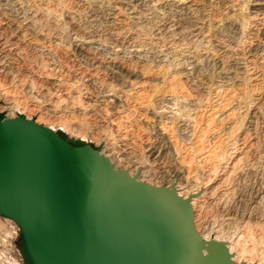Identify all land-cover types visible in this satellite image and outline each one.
I'll use <instances>...</instances> for the list:
<instances>
[{
	"label": "rangeland",
	"instance_id": "rangeland-1",
	"mask_svg": "<svg viewBox=\"0 0 264 264\" xmlns=\"http://www.w3.org/2000/svg\"><path fill=\"white\" fill-rule=\"evenodd\" d=\"M123 1L0 0L7 55L0 60V107L19 104L3 115L26 117L74 140L131 183L184 197L195 188L186 199L205 245L228 254L232 247L239 264H264V5L257 4L264 0H187L193 10L181 14L168 0ZM170 18L182 21L181 34L166 33ZM190 21L197 22L196 35ZM113 63L128 81L124 85L110 78ZM131 70L141 76L131 77ZM46 81L57 88L44 96L49 104L26 93L33 84V95L42 98ZM177 102L188 114L179 115ZM101 120L105 130L98 128ZM75 122L83 124L84 140L61 126ZM151 146L163 156L146 162L153 171L143 174L145 168L127 163ZM173 174L184 184L177 186ZM131 236L136 264H166L174 254L161 230ZM55 241L0 209V264H79Z\"/></svg>",
	"mask_w": 264,
	"mask_h": 264
},
{
	"label": "water",
	"instance_id": "water-1",
	"mask_svg": "<svg viewBox=\"0 0 264 264\" xmlns=\"http://www.w3.org/2000/svg\"><path fill=\"white\" fill-rule=\"evenodd\" d=\"M31 125L32 121H25L23 118L3 120L0 113V203L8 208L11 216L24 223H28V219H39L59 226L61 230L54 233L34 222L30 224L41 227L54 241L56 240L53 245L70 261H78L79 264H124L116 257V253L123 248L124 241H127L125 245L133 255L131 235L161 230L174 250L173 256L166 264H183L188 259L196 263L214 264V257L221 259L222 264H234L221 246L202 244L196 234L192 233L188 202L177 198L173 191L129 182L114 172L105 159L88 148L70 157L62 143L56 142L46 132L35 131ZM95 160L120 178L121 183L108 182L80 167L93 164ZM54 162L65 164L75 177L94 184L95 188L102 186L105 189L154 195L162 199L163 206L157 213H150L147 207L136 201L128 207H119L120 217L113 224L104 223L98 217H92L93 205L98 204L97 200L104 203L113 198L118 199L121 204L126 201L124 195L113 197L105 193L97 195L94 190H79V186L64 175L47 173V165ZM76 190L79 191L77 194L74 192ZM175 205L178 206L185 236L175 226ZM153 216L158 218L157 222L146 219ZM80 218L87 220V224L78 223ZM68 229L75 230L71 239L65 236ZM125 230L129 232L128 237L122 235L121 238L120 234ZM174 235L179 238L182 248L180 252L172 243L171 238ZM115 236L118 240H115ZM60 247L65 248L74 257L71 258L59 249ZM203 247L207 249L206 254L200 253Z\"/></svg>",
	"mask_w": 264,
	"mask_h": 264
},
{
	"label": "bare ground",
	"instance_id": "bare-ground-1",
	"mask_svg": "<svg viewBox=\"0 0 264 264\" xmlns=\"http://www.w3.org/2000/svg\"><path fill=\"white\" fill-rule=\"evenodd\" d=\"M49 1V0H48ZM63 1V0H62ZM123 1V0H122ZM130 1V0H129ZM128 1V2H129ZM147 1V0H146ZM168 1H171V5H173L175 8H177V10H176V12L177 13H180L181 11H183V10H193V8H192V6H193V4H191L190 3V1H187V0H168ZM212 1V0H211ZM223 1V0H222ZM221 1V2H222ZM227 1V0H226ZM245 1V0H244ZM124 2V1H123ZM122 2V3H123ZM224 2V1H223ZM94 3V2H93ZM126 3V2H125ZM167 3V2H166ZM165 3V4H166ZM100 4V3H99ZM131 4V3H130ZM233 4V3H232ZM258 5H264V3L262 2H260V3H257ZM90 5V4H89ZM228 5V4H227ZM195 6V5H194ZM246 6H247V4H246ZM226 7V6H225ZM229 7V6H228ZM231 7V6H230ZM195 8H197V7H195ZM262 8H264V7H262ZM166 9V8H165ZM170 9V8H169ZM261 9V8H260ZM168 10V9H167ZM173 10V9H172ZM175 10V9H174ZM197 10H198V8H197ZM39 11V10H38ZM47 11V10H46ZM132 11V10H131ZM171 11V10H170ZM263 11V10H262ZM53 12V11H52ZM133 12V11H132ZM175 12V11H174ZM188 12V11H187ZM186 12V13H187ZM193 12H195V11H192L191 13H193ZM51 13V12H50ZM108 13V12H107ZM181 14V13H180ZM184 14V13H183ZM197 14V13H196ZM246 14V13H245ZM156 15H158V14H156ZM166 15H169V14H166ZM173 15H174V13H173ZM178 15V14H177ZM176 15V16H177ZM185 15V14H184ZM193 15H194V13H193ZM60 16V15H59ZM129 16V15H128ZM189 16H191V15H189ZM200 16V15H199ZM71 17V16H70ZM133 17H135V16H133ZM193 17V16H192ZM27 18V17H26ZM57 18V17H56ZM172 18V17H171ZM170 18V19H171ZM190 18V17H189ZM198 18V17H197ZM180 19V18H179ZM178 19V20H179ZM182 19H183V16H182ZM186 19V18H185ZM188 19V18H187ZM195 19V18H194ZM200 19H202V17L200 18ZM172 20V19H171ZM177 20V19H176ZM181 20V19H180ZM238 20V19H237ZM37 21V20H36ZM186 21V20H185ZM196 21V20H195ZM166 22V21H165ZM187 22V21H186ZM189 22V21H188ZM191 22V21H190ZM201 21H199V23H200ZM181 23H182V21H180V22H178V23H175V22H173V20H172V22L171 21H167V23H166V25H164L165 26V30H166V33L167 32H170V34L171 33H174L175 35L176 34H181L182 33V25H181ZM196 23L197 22H191L190 23V33H194L196 30H198L197 28L198 27H195L196 26ZM204 23V22H203ZM227 23V22H226ZM28 24V23H27ZM189 24V23H188ZM34 25V24H33ZM187 25V24H186ZM185 25V26H186ZM229 25H230V23H229ZM232 25V24H231ZM164 26H163V28H164ZM189 26V25H188ZM187 26V27H188ZM202 26V25H201ZM244 26V24L242 23V25L240 26V27H243ZM246 26V25H245ZM111 27V26H110ZM234 27V26H233ZM239 27V26H238ZM237 27V28H238ZM132 28V27H131ZM185 28V27H184ZM189 28V27H188ZM164 30V31H165ZM188 30V29H187ZM235 30V29H234ZM174 31H176V32H174ZM184 31H185V29H184ZM202 32V31H201ZM222 32V31H221ZM184 33V32H183ZM164 34H165V32H164ZM170 34H168L169 36H170ZM191 34V35H192ZM197 33H194L193 35H196ZM229 34V33H228ZM262 34L264 35V29L262 30ZM167 35V34H166ZM165 35V36H166ZM199 35V34H198ZM211 35V34H210ZM173 36V35H172ZM218 36V35H217ZM177 37V36H176ZM185 37V36H184ZM170 38V37H169ZM185 40V39H184ZM14 43H16V40L14 41ZM66 43V42H65ZM187 43V42H186ZM3 44H6V40L5 41H2V39H0V60H1V62H2V60L4 59V60H6V58H7V55L6 54H4V51H3V48H1V46L3 45ZM11 45V44H10ZM199 45V44H198ZM66 48V47H65ZM210 48V47H209ZM117 50V49H116ZM75 51L77 52V53H79V54H81L82 53V48L80 47V46H76V48H75ZM96 52V51H95ZM9 56V55H8ZM182 56V55H181ZM141 58V57H140ZM213 59V58H212ZM221 59V58H220ZM3 60V61H4ZM172 60V59H171ZM199 62V61H198ZM113 66H112V69L110 70L111 72V77L110 78H114V80L116 79L117 81H120L121 83H122V85H124L123 84V82L125 81V79H123L122 78V76L120 75V74H122V72L120 73L119 71V66H117L116 64H112ZM150 65V64H149ZM205 68V67H204ZM136 69V68H135ZM5 70V69H4ZM4 70H3V72H4ZM147 72V71H146ZM201 72V71H200ZM236 72V71H235ZM177 73V72H176ZM126 74V73H125ZM128 74L132 77V76H134V77H136V78H138L139 76H141V74H137V72L135 71V70H131V71H128ZM160 75V74H159ZM185 75V74H184ZM213 75V74H212ZM130 76H128V77H130ZM127 77V76H126ZM171 80V79H170ZM173 81V80H172ZM126 82V81H125ZM128 82V81H127ZM126 82V83H127ZM163 82V81H162ZM31 83V82H30ZM164 83V82H163ZM118 84V83H117ZM120 84V83H119ZM28 85V84H27ZM33 85V84H32ZM32 85H28V86H26V93H28V94H31V96L33 97V98H37L38 99V101H40V102H46L45 104H49V102H47V101H49L50 99L49 98H47V96H46V99H45V95H47L49 92V90L50 89H57V88H55L56 87V83L54 82V81H49V82H44L43 84H42V86H41V92H43V93H41L42 95H40L42 98H38V95H33V86ZM122 85H121V87H122ZM120 86V85H119ZM181 89V88H180ZM54 91H56V90H54ZM216 94V93H215ZM184 97V96H183ZM41 99V100H40ZM49 99V100H48ZM107 99V98H106ZM111 100V99H110ZM104 102H105V100H104ZM227 102V101H226ZM13 103V102H12ZM163 104V103H162ZM177 105H178V102L176 103ZM10 106H8V107H0V113L2 114V116H3V120H8V119H17L16 117H12V118H8V116H9V114H4L3 115V111L4 110H13V109H15L19 104L18 103H14V104H9ZM181 105V104H180ZM207 105V104H206ZM173 108V107H172ZM186 108H188L187 106H186ZM177 111L179 112V115H181V114H183V115H185V114H188L187 112V110L185 109V107H183V108H181L179 105H178V107H177ZM49 110V109H48ZM189 110V109H188ZM191 111V110H190ZM109 113V112H108ZM197 114V113H196ZM8 115V116H7ZM188 115H186V117H187ZM25 121H30L29 119H27L26 117L25 118H23ZM104 121V120H103ZM224 121V120H223ZM100 122H102V120L100 121ZM235 122V121H234ZM106 123V122H105ZM208 125V124H207ZM32 128L35 130V131H37V132H46L48 135H50L56 142H60V143H62V145L65 147V149H66V151H67V154H69V156L70 157H73V156H75V155H77L78 153L77 152H83V149H84V147L85 146H79V148L77 149L76 147H78V146H75V145H79V144H77V143H75V141L74 140H70V141H64V140H62L60 137H58L57 135H55L50 129H47V131H45L46 130V128L45 127H43V126H41V125H39V124H37L35 121H32ZM61 126L62 127H64V126H68V127H70L71 128V130H73L75 133L77 132V134L79 133L80 135H78V136H76V138L78 137V138H80V139H85V137L83 136V132H82V130L84 131V127H83V124L82 123H73V124H70V125H68L67 123H66V125H64V124H61ZM98 126H100V127H98V128H100V129H102V130H105V125H104V123L102 122V123H99V125ZM228 130V129H227ZM237 130V129H236ZM72 131V132H73ZM194 136V135H193ZM202 139V138H201ZM229 139V138H228ZM208 142V141H207ZM179 146V145H178ZM220 147V146H219ZM148 150V152L149 153H147V154H145V155H143V157H141L140 159H136V160H134V161H132L129 157L127 158V163L129 164H131L132 166H135V165H137V166H135V170H137V169H141V168H145L146 170H143L142 171V173L144 174H146V173H150L151 171H153L151 168H149L148 166V168L146 167V165L148 164H146V162L149 160V158L150 157H152L153 158V162H155L156 160H160V159H162L163 158V156H162V154H161V151H160V149H158V148H156V147H154V146H151L149 149H147ZM212 150V149H211ZM216 151V150H215ZM119 151L117 150L116 151V153H118ZM128 154V153H127ZM216 155V154H215ZM128 156V155H127ZM209 158V157H208ZM125 159H126V157H125ZM76 161H77V163H79V159L78 158H76L75 159ZM109 160V159H108ZM162 161V160H161ZM111 162V161H110ZM149 162V161H148ZM150 163V162H149ZM160 163V162H159ZM220 164V163H219ZM219 164L217 165L216 164V168L218 169L219 167H221V166H219ZM80 167H82L83 169H85L86 171L87 170H89V172L91 173V175H93V176H96V177H99V178H101V179H104V180H106V181H108V182H114V183H121V179L120 178H118V177H116V176H114L113 174H112V172L106 167V166H104L101 162H99V161H97V160H95V162L93 163V164H87V165H82V166H80ZM151 167V166H150ZM212 168V167H211ZM172 170V169H171ZM199 170V169H198ZM46 171H47V173L49 174V175H54V174H56V173H58V174H60V175H64V177H66V178H68L69 180H71V181H73L74 183H76L78 186H79V190L80 189H88V190H94L95 192H97V195H101V194H103V193H105V194H111V196H113V197H115L116 195H124V197H125V202H123V203H119L120 201H118V199H115V198H113V199H110V200H107L106 202H104L103 203V201H99V200H97L96 202H98V204H94L93 205V207H94V213H92V217H98L99 219H101L104 223H109V224H113L115 221H117L118 220V218L120 217V209H119V207L121 208V207H128L129 205H131V204H133V202H136V201H138V202H140L144 207H147V210L150 212V213H153V211L155 212V213H157V211L158 210H160L161 209V207L163 206V203H162V199L161 198H159V197H157V196H154V195H149V194H146V193H132V192H128V191H124V190H120V189H115V190H113L112 188H108V189H105L104 187H102V186H97L96 188H95V186H94V184H89V183H87V182H85L84 180H81V179H78L77 177H75L73 174H72V172H71V170L65 165V164H62V163H60V162H54V163H50V165H47V167H46ZM181 172V171H180ZM153 173V172H152ZM176 173V172H175ZM177 173H179V172H177ZM130 175H134V173H132V172H130ZM173 177L175 176L176 177V179L178 180V181H176V182H179V184L177 185V186H181V184H184L183 183V179L180 177V174H173L172 175ZM93 178H95V177H93ZM138 179L140 180V181H142V179L140 178V177H138ZM174 179V178H173ZM181 179H182V181H181ZM187 180V179H186ZM210 181V180H209ZM187 183V182H186ZM185 183V186H187V184ZM176 186V187H177ZM195 189V188H194ZM194 189H192L191 187L190 188H188L187 190H186V192H185V194H186V196L184 197V194L183 193H181V192H179V191H177L176 193L174 192V195L177 197V198H180L181 200H183V201H187V197L190 195V194H194L193 192H194ZM176 190H179L178 188L176 189ZM215 190V189H214ZM76 194L79 192V191H74ZM85 197V196H84ZM85 198H87V197H85ZM132 200V201H131ZM226 200V199H225ZM188 202V201H187ZM192 204H193V201H192ZM190 203L188 202V207H189V209H190ZM0 209H1V211L4 213V214H6V215H8V216H11V214H10V212H9V210H8V208L3 204V203H0ZM190 211H191V209H190ZM174 217H175V220H176V227L180 230V232L182 233V235L184 234V230H183V226L181 225V222H180V219H179V211H178V206L177 205H175V207H174ZM146 219H150V221L151 222H157L158 221V218H156V216L154 217H152V218H150V217H147ZM28 223H26V224H33V222H34V224L36 223L37 225H39V226H41L43 229H46V230H49V231H53L54 233H56V232H58V231H60L61 229H60V227L59 226H57L56 224H54V223H51V222H46V221H40L39 219H28ZM27 222V221H26ZM77 222L78 223H85V224H87V220H83L82 218H80L79 220H77ZM161 222V221H160ZM178 222V223H177ZM215 224V223H214ZM191 231H192V233L195 235L196 234V236L199 238V240H200V242L202 243V244H206V241L203 239V238H201V236H200V234L199 233H197V230H196V227H195V225L193 224V221H192V223H191ZM25 230L26 229H29V227H27L26 225H23L22 226ZM206 227V226H205ZM207 229H209V231L210 232H212L213 230H215V229H213V228H208L207 227ZM70 230V231H69ZM216 231H217V233L219 232V229L217 230L216 229ZM215 231V232H216ZM67 232H69L70 234H68ZM75 232V230H71V229H68L67 231H66V237H68V238H70L71 239V234H73ZM209 235H210V233H208V237H209ZM184 236H185V234H184ZM221 236H212V238L214 239V240H220L221 241V238H220ZM148 238V237H147ZM152 237H150V239H151ZM156 238V237H155ZM153 240V239H152ZM171 240H172V243H173V245L176 247V249L180 252V251H182L181 249L182 248H180V242H179V238L176 236V235H174L172 238H171ZM97 241V240H96ZM99 241V240H98ZM238 241V240H237ZM126 242L127 241H124L123 243H122V246H123V248H121L119 251H118V254L116 253V257L119 259V260H121V261H123L124 262V264H135V259H134V257H133V255L130 253V251H129V249L126 247ZM239 242V241H238ZM237 243V242H236ZM133 245V244H132ZM188 245V242H187V244H186V246ZM226 246V245H225ZM226 248H227V246H226ZM232 247H230V246H228V252H229V255H230V258H229V260L231 261V262H233L234 264H239L238 263V261H237V256H233V255H231L230 253H231V251H232V249H231ZM59 249H61L64 253H66L67 255H69V256H71V258H73L74 256L73 255H71L70 254V252H68L65 248H63V247H60ZM134 249V248H133ZM136 250V249H135ZM134 250V251H135ZM206 252H207V249L205 248V247H203V248H201V250H200V253H202V254H206ZM139 254V253H138ZM141 255V254H140ZM213 262H214V264H222V261H221V259H219V258H217V257H214L213 258ZM246 262V261H245ZM95 264H99L98 262L97 263H95ZM110 264H113L112 262H110ZM246 264V263H245Z\"/></svg>",
	"mask_w": 264,
	"mask_h": 264
}]
</instances>
